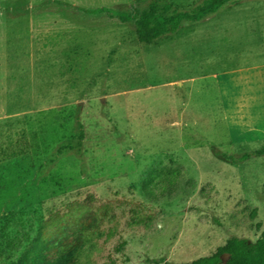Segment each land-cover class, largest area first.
Listing matches in <instances>:
<instances>
[{
	"label": "rangeland",
	"instance_id": "obj_1",
	"mask_svg": "<svg viewBox=\"0 0 264 264\" xmlns=\"http://www.w3.org/2000/svg\"><path fill=\"white\" fill-rule=\"evenodd\" d=\"M151 1L0 0V264L40 237L43 264L188 263L264 231V156L223 157L264 147V0L151 45L77 11Z\"/></svg>",
	"mask_w": 264,
	"mask_h": 264
},
{
	"label": "trees",
	"instance_id": "obj_2",
	"mask_svg": "<svg viewBox=\"0 0 264 264\" xmlns=\"http://www.w3.org/2000/svg\"><path fill=\"white\" fill-rule=\"evenodd\" d=\"M239 0H205L200 6L191 11H183L175 7L166 0H152L144 10H137L134 14L118 9L114 12L107 8L83 9L78 8L79 13L91 17H107L111 20H118L121 23H133L137 40L141 44L151 45L154 42L176 35L185 23H200L208 17L217 14L224 6L234 4ZM59 5L70 6L63 2H57ZM79 135L76 146L62 147L58 150L59 154L64 151H76L78 156L83 154L84 128L81 123L78 124ZM264 156V147L260 150L245 153L239 157L223 155V157L234 164L247 162L256 157ZM48 249V242L43 237L38 238L24 256L22 264H43L39 263L42 259V253ZM62 259L66 260V255L62 252ZM229 254L230 259L227 264H264V231L256 242L248 239L233 237L228 240L224 247L218 249L217 253L209 257H203L188 263H175L164 259L155 261L156 264H223L221 259L223 255Z\"/></svg>",
	"mask_w": 264,
	"mask_h": 264
},
{
	"label": "water",
	"instance_id": "obj_3",
	"mask_svg": "<svg viewBox=\"0 0 264 264\" xmlns=\"http://www.w3.org/2000/svg\"><path fill=\"white\" fill-rule=\"evenodd\" d=\"M229 259H230V255L229 254H225V255H223L221 261H222L223 264H227Z\"/></svg>",
	"mask_w": 264,
	"mask_h": 264
},
{
	"label": "crops",
	"instance_id": "obj_4",
	"mask_svg": "<svg viewBox=\"0 0 264 264\" xmlns=\"http://www.w3.org/2000/svg\"><path fill=\"white\" fill-rule=\"evenodd\" d=\"M187 82H188L189 84H191V83H194V80H193V79H189Z\"/></svg>",
	"mask_w": 264,
	"mask_h": 264
}]
</instances>
